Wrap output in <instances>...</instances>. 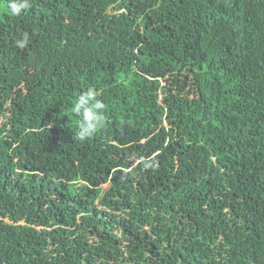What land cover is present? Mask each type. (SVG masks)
Listing matches in <instances>:
<instances>
[{
    "label": "trees",
    "instance_id": "1",
    "mask_svg": "<svg viewBox=\"0 0 264 264\" xmlns=\"http://www.w3.org/2000/svg\"><path fill=\"white\" fill-rule=\"evenodd\" d=\"M31 5L0 9V264H264V0Z\"/></svg>",
    "mask_w": 264,
    "mask_h": 264
},
{
    "label": "clouds",
    "instance_id": "2",
    "mask_svg": "<svg viewBox=\"0 0 264 264\" xmlns=\"http://www.w3.org/2000/svg\"><path fill=\"white\" fill-rule=\"evenodd\" d=\"M31 0H8L5 4L0 2V9H5L11 16H20L31 7ZM31 35L25 31L15 41L16 47L26 48L30 43ZM101 92L94 86L80 91L71 104L72 113L77 116V131L75 139L84 142L94 136L98 131L107 127L109 116L106 104L101 99Z\"/></svg>",
    "mask_w": 264,
    "mask_h": 264
},
{
    "label": "rangeland",
    "instance_id": "3",
    "mask_svg": "<svg viewBox=\"0 0 264 264\" xmlns=\"http://www.w3.org/2000/svg\"><path fill=\"white\" fill-rule=\"evenodd\" d=\"M106 186V185H105Z\"/></svg>",
    "mask_w": 264,
    "mask_h": 264
}]
</instances>
